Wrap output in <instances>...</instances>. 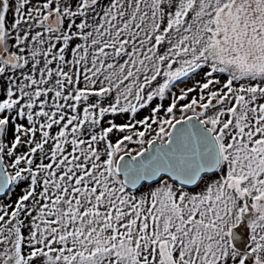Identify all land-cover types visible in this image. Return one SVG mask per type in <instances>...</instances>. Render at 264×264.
Returning a JSON list of instances; mask_svg holds the SVG:
<instances>
[{"label":"snow or ice","instance_id":"1","mask_svg":"<svg viewBox=\"0 0 264 264\" xmlns=\"http://www.w3.org/2000/svg\"><path fill=\"white\" fill-rule=\"evenodd\" d=\"M17 188L0 264H264V0H0Z\"/></svg>","mask_w":264,"mask_h":264},{"label":"trees","instance_id":"2","mask_svg":"<svg viewBox=\"0 0 264 264\" xmlns=\"http://www.w3.org/2000/svg\"><path fill=\"white\" fill-rule=\"evenodd\" d=\"M8 19H9V21H11V12H9V14H8ZM166 105H167V101H165V106ZM145 114H147L146 111L141 113V115H145ZM177 116H179V112L178 111H177ZM116 122L117 123H122V122H124V118L123 117H117L116 118ZM54 131H55V129H54ZM113 139H115V137H113ZM143 190L144 189H140V191H143ZM192 190L195 191V190H198V189H192ZM19 194H20V189L17 188L15 191H13V192L10 193V197H12L10 201H9V198L7 200H2V201L3 202H6V203L14 202L16 200V198L18 197ZM4 197H6V196H1L0 197V200L2 198H4Z\"/></svg>","mask_w":264,"mask_h":264},{"label":"rangeland","instance_id":"3","mask_svg":"<svg viewBox=\"0 0 264 264\" xmlns=\"http://www.w3.org/2000/svg\"><path fill=\"white\" fill-rule=\"evenodd\" d=\"M181 86H183V85H181ZM130 147H132V148H136V147H138L137 145H130ZM9 197H4V198H2L1 200H7ZM11 198L12 197H10V199H9V201L11 200Z\"/></svg>","mask_w":264,"mask_h":264},{"label":"water","instance_id":"4","mask_svg":"<svg viewBox=\"0 0 264 264\" xmlns=\"http://www.w3.org/2000/svg\"><path fill=\"white\" fill-rule=\"evenodd\" d=\"M3 196V195H0V197Z\"/></svg>","mask_w":264,"mask_h":264}]
</instances>
